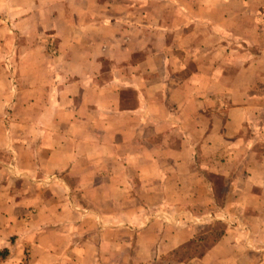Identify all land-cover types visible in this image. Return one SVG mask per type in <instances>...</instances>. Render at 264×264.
Returning a JSON list of instances; mask_svg holds the SVG:
<instances>
[{
	"label": "crops",
	"instance_id": "crops-1",
	"mask_svg": "<svg viewBox=\"0 0 264 264\" xmlns=\"http://www.w3.org/2000/svg\"><path fill=\"white\" fill-rule=\"evenodd\" d=\"M0 264H264V0H0Z\"/></svg>",
	"mask_w": 264,
	"mask_h": 264
},
{
	"label": "rangeland",
	"instance_id": "rangeland-1",
	"mask_svg": "<svg viewBox=\"0 0 264 264\" xmlns=\"http://www.w3.org/2000/svg\"><path fill=\"white\" fill-rule=\"evenodd\" d=\"M40 7L44 10L45 5H44V4L41 5V2H40ZM51 8L53 9V8H55V6H54V5H51ZM35 14H36V18L38 19L39 23H42V20H41L42 12L40 11L39 13H35ZM54 43H55V42L52 41L51 38H48V39L46 40V42H45V44H46V50L51 49ZM212 179H213V182H214V181H215L214 178H212ZM217 226L221 227V226L218 225V224H217ZM217 226H216V227H217ZM219 227H218V228H219ZM208 241H211V238H209ZM202 249H203V247H201V248L198 249L197 251H200V250H202Z\"/></svg>",
	"mask_w": 264,
	"mask_h": 264
}]
</instances>
